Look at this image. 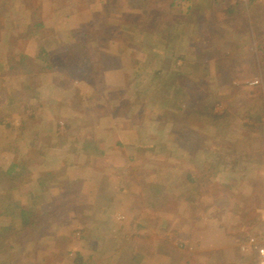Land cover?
<instances>
[{"label":"rangeland","instance_id":"rangeland-1","mask_svg":"<svg viewBox=\"0 0 264 264\" xmlns=\"http://www.w3.org/2000/svg\"><path fill=\"white\" fill-rule=\"evenodd\" d=\"M263 109L264 0H0V264H260Z\"/></svg>","mask_w":264,"mask_h":264},{"label":"trees","instance_id":"trees-1","mask_svg":"<svg viewBox=\"0 0 264 264\" xmlns=\"http://www.w3.org/2000/svg\"><path fill=\"white\" fill-rule=\"evenodd\" d=\"M32 26H33V28H31L32 29V33L31 34L38 36L39 32L41 30L40 28H43L41 22L39 20H37V19H34ZM38 52L40 53V55L43 54L45 57L48 56V54L44 50V47H42V46H39V51ZM23 57L21 58V61L23 60ZM45 57H44V59H45ZM198 112H200V111H198ZM211 112L212 111H207V110H203L202 111L203 115L206 116V118H208L209 121L211 120V121H213L215 123L216 122H218V123L223 122V120L227 116V113L226 114H220V113L218 114L217 112H212V113ZM249 120H254V118L252 117ZM0 245H4V242H2ZM3 247H6V246H3ZM237 249L234 250V255H233V257L235 256L234 259L236 260V262H240L242 264H244L246 262H250V263L253 262V260L255 258V254L254 255L253 254H249L248 256L247 255H243L240 252L238 253ZM135 258H136V256H135ZM74 263L75 264H88V263H85V261L82 258V255L80 253H76L75 254Z\"/></svg>","mask_w":264,"mask_h":264},{"label":"built area","instance_id":"built-area-1","mask_svg":"<svg viewBox=\"0 0 264 264\" xmlns=\"http://www.w3.org/2000/svg\"><path fill=\"white\" fill-rule=\"evenodd\" d=\"M262 257H264V256H262ZM260 264H264V259H263V260H261Z\"/></svg>","mask_w":264,"mask_h":264}]
</instances>
